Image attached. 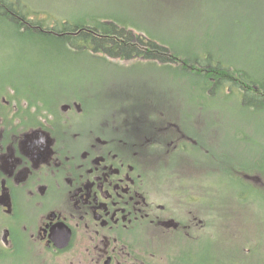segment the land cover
Masks as SVG:
<instances>
[{"label":"flooded vegetation","instance_id":"af4514ba","mask_svg":"<svg viewBox=\"0 0 264 264\" xmlns=\"http://www.w3.org/2000/svg\"><path fill=\"white\" fill-rule=\"evenodd\" d=\"M20 86L0 90V264H181V239L214 226L219 175L242 205L246 183L264 189L261 170L237 159L181 166L214 152L167 108L92 122L84 100L53 108Z\"/></svg>","mask_w":264,"mask_h":264},{"label":"rangeland","instance_id":"374dc122","mask_svg":"<svg viewBox=\"0 0 264 264\" xmlns=\"http://www.w3.org/2000/svg\"><path fill=\"white\" fill-rule=\"evenodd\" d=\"M8 1L41 12L52 26L59 18L101 17L157 49L148 46L151 51L141 49L142 55L131 59L69 52L0 17V90L9 83L37 85L53 108L84 100L92 122L116 108L139 113L167 108L171 121L180 118L186 132L208 138L214 152L211 158L189 153L181 161L185 169L197 162L199 169H216L221 161L237 159L264 175L263 102L251 107L238 89L212 90L199 70L220 63L264 83V0ZM214 183L219 193L214 226L200 242L182 238L181 255L188 264H264V189L246 183L242 205L226 175Z\"/></svg>","mask_w":264,"mask_h":264},{"label":"trees","instance_id":"16d2710c","mask_svg":"<svg viewBox=\"0 0 264 264\" xmlns=\"http://www.w3.org/2000/svg\"><path fill=\"white\" fill-rule=\"evenodd\" d=\"M0 17L8 22L13 21L15 27L25 34L40 37L52 45L69 52L104 53L112 58H133L142 55L141 49L151 46L156 48L152 41L144 40L141 35L133 36L125 27H119L114 23L104 22L101 17L85 16L76 19H57L54 26L49 22L48 16L43 17L41 12H29L21 3L0 0ZM201 64V63H198ZM199 70L207 74L209 88L216 91H233L238 89L245 97V104L255 107L257 103L264 106V83L244 74L237 68L216 65L199 66ZM227 75V76H226ZM245 77L240 79L237 76ZM241 77V78H242ZM248 95H254L251 100ZM258 104V105H259ZM195 242H200L197 240ZM186 255H181V264H188ZM215 261V260H214ZM212 264H229L215 261ZM231 264V263H230ZM235 264V263H234Z\"/></svg>","mask_w":264,"mask_h":264}]
</instances>
